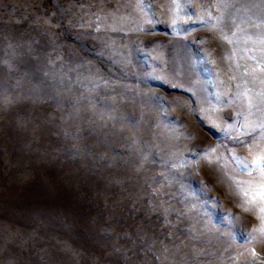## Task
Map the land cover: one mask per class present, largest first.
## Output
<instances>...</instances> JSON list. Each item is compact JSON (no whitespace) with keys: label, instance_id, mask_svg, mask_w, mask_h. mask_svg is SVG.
Wrapping results in <instances>:
<instances>
[{"label":"rangeland","instance_id":"1","mask_svg":"<svg viewBox=\"0 0 264 264\" xmlns=\"http://www.w3.org/2000/svg\"><path fill=\"white\" fill-rule=\"evenodd\" d=\"M0 264H264V0H0Z\"/></svg>","mask_w":264,"mask_h":264}]
</instances>
